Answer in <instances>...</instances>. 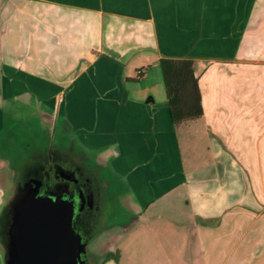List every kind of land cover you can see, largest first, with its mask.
<instances>
[{
    "label": "crops",
    "instance_id": "0c3cea01",
    "mask_svg": "<svg viewBox=\"0 0 264 264\" xmlns=\"http://www.w3.org/2000/svg\"><path fill=\"white\" fill-rule=\"evenodd\" d=\"M163 56L191 58L201 93L177 127ZM42 136L126 190L84 246L118 234L151 264H264V0H0V210L48 165L12 169L17 138Z\"/></svg>",
    "mask_w": 264,
    "mask_h": 264
},
{
    "label": "water",
    "instance_id": "95a60500",
    "mask_svg": "<svg viewBox=\"0 0 264 264\" xmlns=\"http://www.w3.org/2000/svg\"><path fill=\"white\" fill-rule=\"evenodd\" d=\"M39 186V179L26 183L17 212L5 223L15 253L6 264H84L73 199L45 195Z\"/></svg>",
    "mask_w": 264,
    "mask_h": 264
},
{
    "label": "rangeland",
    "instance_id": "374dc122",
    "mask_svg": "<svg viewBox=\"0 0 264 264\" xmlns=\"http://www.w3.org/2000/svg\"><path fill=\"white\" fill-rule=\"evenodd\" d=\"M45 136L39 137L38 139L31 138L30 140L27 138L25 139V142H21L19 138H17V143L14 145V149L10 153V162L11 168L19 172L23 173H29L28 164L29 161H31L34 154H37L40 157H47L49 158L51 153L54 152L55 147H57V139L58 136L54 137V149L48 150L49 152H45L44 148L46 147V143L43 141L45 140ZM42 141L40 142L39 140ZM67 153H72L69 151H65ZM74 153H77L78 157H83V155L86 157V155L89 156V154L85 152L76 151ZM60 156V155H59ZM63 158L60 156L62 161L70 168H74L76 164L82 159V158ZM89 161V160H88ZM92 171L94 174H97L98 178L101 180L105 179L106 181H113L117 179L113 176V174L109 171L108 168L100 170L96 166H92ZM18 178L20 176H17ZM118 181V179H117ZM119 182V181H118ZM28 185V184H27ZM26 186V182L21 180L20 182L17 180L14 185L13 189L8 193L5 203L2 205V208L0 210V244L4 246L5 252H6V263L8 260H11L15 253L13 251V245L10 240V238L7 235V232L5 230V223L6 221L12 217V215L17 212L18 206L20 204V198L24 192V187ZM99 190L96 191L93 197V204L97 203L98 196L101 197V200L98 203V206L94 210L91 211V214L89 217L86 218L85 222L87 223L86 229L84 234H82V239L85 241L88 239L92 233L94 232L93 227L95 226V223L97 224L99 221L102 222H112L119 220L121 217V212L119 208V202L121 201V198L126 195V190L123 188L119 183L115 184V186H112L111 184L104 188L103 186L99 185ZM117 186V187H116ZM98 189V188H97ZM102 192V193H101ZM104 192V193H103ZM103 194V195H102ZM97 197V198H96ZM151 220L144 223L141 222L140 226H147L148 223H150ZM153 223V222H152ZM118 234H116V237H107L104 238H98L95 239L92 242H89L85 244L84 250L82 253V257L84 260V264H151L148 263L149 257H146L145 253L137 252H131V250L126 252V255L121 257L120 255V248L121 246H125L126 244H123V241L120 240ZM138 237H136V240ZM128 249V248H127ZM138 250H143L140 248H136ZM118 250L119 252V260L116 262L114 258H108L105 259V254L107 252H114Z\"/></svg>",
    "mask_w": 264,
    "mask_h": 264
},
{
    "label": "flooded vegetation",
    "instance_id": "af4514ba",
    "mask_svg": "<svg viewBox=\"0 0 264 264\" xmlns=\"http://www.w3.org/2000/svg\"><path fill=\"white\" fill-rule=\"evenodd\" d=\"M59 155L62 156V159H72V157L77 159L78 157L77 153L70 156L65 151L52 152L48 158V165L43 167L36 176L40 180L38 191L50 196L62 193L63 196L72 198L74 201V224L84 234L87 225L85 220L101 200V195L96 197L97 203L94 206L93 194L99 190V185L106 188L109 186V182L105 179L101 180L97 174H94L91 168L95 165L88 161L84 155L78 157L82 158L81 162L79 161L74 168L68 167Z\"/></svg>",
    "mask_w": 264,
    "mask_h": 264
},
{
    "label": "trees",
    "instance_id": "16d2710c",
    "mask_svg": "<svg viewBox=\"0 0 264 264\" xmlns=\"http://www.w3.org/2000/svg\"><path fill=\"white\" fill-rule=\"evenodd\" d=\"M166 100L172 122L177 127L202 115L201 93L189 57L163 56L159 59ZM119 260L118 250L107 252L105 259Z\"/></svg>",
    "mask_w": 264,
    "mask_h": 264
},
{
    "label": "built area",
    "instance_id": "2783aa9c",
    "mask_svg": "<svg viewBox=\"0 0 264 264\" xmlns=\"http://www.w3.org/2000/svg\"><path fill=\"white\" fill-rule=\"evenodd\" d=\"M141 72V70H138V73H140Z\"/></svg>",
    "mask_w": 264,
    "mask_h": 264
}]
</instances>
